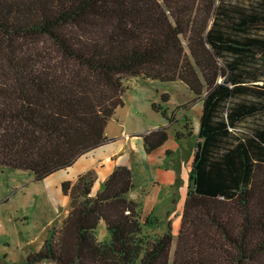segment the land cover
Wrapping results in <instances>:
<instances>
[{
    "label": "trees",
    "instance_id": "trees-1",
    "mask_svg": "<svg viewBox=\"0 0 264 264\" xmlns=\"http://www.w3.org/2000/svg\"><path fill=\"white\" fill-rule=\"evenodd\" d=\"M136 75L202 100L171 256L119 164L94 196L91 168L60 183L67 214L25 264H264V0H0V167L41 179L95 149ZM166 134L139 133L143 151Z\"/></svg>",
    "mask_w": 264,
    "mask_h": 264
},
{
    "label": "rangeland",
    "instance_id": "rangeland-1",
    "mask_svg": "<svg viewBox=\"0 0 264 264\" xmlns=\"http://www.w3.org/2000/svg\"><path fill=\"white\" fill-rule=\"evenodd\" d=\"M121 83L122 103L115 108L104 128L110 137L103 132L107 139L93 151H87L75 162L54 169L41 179L34 178L30 171L0 167V264H25L27 253L39 249L48 231L61 223L67 214L68 198L62 193L60 183L75 179L79 168L85 165V159H90L86 155L93 152L96 155L111 153L113 164H124L129 168L133 184L127 197L139 202L141 219L150 211L156 215L155 226L146 228V232L160 234L169 229L172 236L168 257L171 256L188 184V168L202 100L179 80L161 81L136 75L124 77ZM162 94L167 99L162 101ZM152 102L161 103L167 112H173L177 117L181 115L182 105H185L183 115L187 116L190 132L183 134L170 153L144 152L141 139L136 134L127 136L125 140L119 137L125 131L127 134L144 132L166 123L161 114L151 108ZM259 119L264 120V116ZM254 121L255 118L245 119L241 123L242 128L246 130ZM167 134L162 144L170 143V129H167ZM102 175V171L95 169L91 196L100 188ZM96 231L98 238L107 234L101 220ZM33 264L56 263L41 260Z\"/></svg>",
    "mask_w": 264,
    "mask_h": 264
},
{
    "label": "crops",
    "instance_id": "crops-1",
    "mask_svg": "<svg viewBox=\"0 0 264 264\" xmlns=\"http://www.w3.org/2000/svg\"><path fill=\"white\" fill-rule=\"evenodd\" d=\"M181 82V81H179ZM183 83V82H182ZM200 98V97H198ZM201 108V106H200ZM181 115H179V117H177L175 114H174V119L173 121L168 125L167 123L163 124V125H167V129L171 130V134H170V137L172 139H175V140H170V143L167 144L166 142L162 145H159L157 148H155L154 150H151L153 151L152 153L156 152V153H163V154H166V153H170L172 151V147L178 145V141L183 138V134L186 133V128L185 126L183 125V123L185 122V120H183V117H187L185 114L183 115L184 111L186 112L185 108L182 107L181 108ZM200 114V112H199ZM199 114H198V118H199ZM182 116V117H181ZM181 117V118H180ZM197 118V120H198ZM107 122V121H106ZM120 124V122H119ZM158 126V125H157ZM155 127V126H154ZM153 128V127H152ZM151 129V128H150ZM149 130V129H148ZM133 132V131H131ZM143 132V131H141ZM141 132H133V133H130V134H127L126 131L123 132V133H120L119 137L122 136L123 140L126 139V137L132 135V134H136L138 135L139 133ZM104 133L107 137H110L107 132L104 130ZM169 133L167 134V137H168ZM139 136V135H138ZM140 137V136H139ZM141 139V137H140ZM197 138L195 139V142H196ZM141 144H142V140H141ZM194 146H195V143H194ZM143 148V147H142ZM93 151V150H92ZM115 150H113L112 152H114ZM82 155H85V153L83 154H80L79 156L76 157L75 160H73V162H75L79 157H81ZM111 153H103V154H100V155H96L95 152H93L92 155H86V156H90V159H85L86 162H85V165L84 166H81L79 168V173H82L84 172L86 169H89L91 168L93 170V172L96 170H99V171H102V176H103V179L106 177V175L111 171V169L113 167L116 166V164H113L112 161H111V157H110ZM95 156V157H94ZM94 157V158H93ZM119 165V164H118ZM75 180V179H73ZM72 180V181H73Z\"/></svg>",
    "mask_w": 264,
    "mask_h": 264
}]
</instances>
